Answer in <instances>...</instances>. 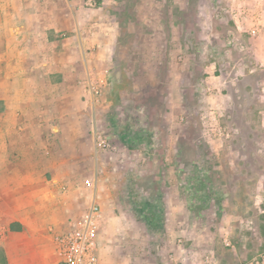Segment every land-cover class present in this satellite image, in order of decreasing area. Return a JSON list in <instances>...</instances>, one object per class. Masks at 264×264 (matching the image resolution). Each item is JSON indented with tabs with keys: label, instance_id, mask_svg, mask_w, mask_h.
Segmentation results:
<instances>
[{
	"label": "rangeland",
	"instance_id": "obj_1",
	"mask_svg": "<svg viewBox=\"0 0 264 264\" xmlns=\"http://www.w3.org/2000/svg\"><path fill=\"white\" fill-rule=\"evenodd\" d=\"M231 5L35 0L44 7L30 22L35 54L92 91L66 98L94 99L98 153L83 167L117 264H250L264 255L262 20L255 36L250 23L238 29ZM3 245L0 237L7 264Z\"/></svg>",
	"mask_w": 264,
	"mask_h": 264
},
{
	"label": "crops",
	"instance_id": "obj_2",
	"mask_svg": "<svg viewBox=\"0 0 264 264\" xmlns=\"http://www.w3.org/2000/svg\"><path fill=\"white\" fill-rule=\"evenodd\" d=\"M231 2L236 27L262 20L264 40V0ZM38 11L44 7L36 8L35 0H0V222L9 223L3 236L7 264H58L55 235L82 216L97 189L87 178L92 171L83 167L98 153L88 121L94 99L66 98L92 91L76 72L69 77L58 68L57 76L51 60L35 54L30 22ZM48 44L43 41L42 51ZM111 235H101V264H117Z\"/></svg>",
	"mask_w": 264,
	"mask_h": 264
},
{
	"label": "built area",
	"instance_id": "obj_3",
	"mask_svg": "<svg viewBox=\"0 0 264 264\" xmlns=\"http://www.w3.org/2000/svg\"><path fill=\"white\" fill-rule=\"evenodd\" d=\"M255 26L251 35L257 34ZM100 145L107 144L101 140ZM102 208L94 199L82 216L70 223V226L58 232L54 242L58 254V264H101L100 227ZM5 229L0 224V237L3 238ZM250 264H264V255L255 257Z\"/></svg>",
	"mask_w": 264,
	"mask_h": 264
},
{
	"label": "trees",
	"instance_id": "obj_4",
	"mask_svg": "<svg viewBox=\"0 0 264 264\" xmlns=\"http://www.w3.org/2000/svg\"><path fill=\"white\" fill-rule=\"evenodd\" d=\"M131 124H129V123H125V125H124V129H122V132H121V135L124 137V138H127V139H131V141H130V143L131 142H133L134 140V138H132L130 135L131 134H133V133H135V132H131L130 130H131V127L132 126H130ZM126 141V140H125ZM126 142H128V141H126ZM129 148H131L132 146H128ZM153 210V209H152ZM158 210V207L157 208H155V210L153 211V212H149L148 213V217H149V219L151 220V219H153L154 217H155V214H156V211ZM159 211H161L160 209H159ZM0 253H1V251H0ZM3 258H5L4 256H2Z\"/></svg>",
	"mask_w": 264,
	"mask_h": 264
}]
</instances>
